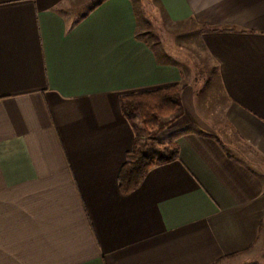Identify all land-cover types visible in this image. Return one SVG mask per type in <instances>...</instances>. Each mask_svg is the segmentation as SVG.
Masks as SVG:
<instances>
[{
    "label": "crops",
    "instance_id": "crops-1",
    "mask_svg": "<svg viewBox=\"0 0 264 264\" xmlns=\"http://www.w3.org/2000/svg\"><path fill=\"white\" fill-rule=\"evenodd\" d=\"M136 1L0 0V264H213L264 247V0H149L196 32L217 83L203 97L180 51L141 34ZM173 84L182 112L159 143L178 156L123 194L136 120L121 97Z\"/></svg>",
    "mask_w": 264,
    "mask_h": 264
},
{
    "label": "trees",
    "instance_id": "trees-1",
    "mask_svg": "<svg viewBox=\"0 0 264 264\" xmlns=\"http://www.w3.org/2000/svg\"><path fill=\"white\" fill-rule=\"evenodd\" d=\"M181 85L173 84L123 95L120 106L125 117L135 119V141L131 149L125 152V161L121 165L117 182L121 193L134 191L143 181L147 171L156 164L175 160L178 156V145L175 142L160 144V153L153 157L139 145L140 128L147 136L155 137L158 132L169 126L182 112L180 101ZM234 256V255H233ZM233 256L222 257L213 264L224 262Z\"/></svg>",
    "mask_w": 264,
    "mask_h": 264
},
{
    "label": "rangeland",
    "instance_id": "rangeland-1",
    "mask_svg": "<svg viewBox=\"0 0 264 264\" xmlns=\"http://www.w3.org/2000/svg\"><path fill=\"white\" fill-rule=\"evenodd\" d=\"M149 0H137V15L139 17V30L141 34L145 35L146 39L152 42L160 40V48L166 47L175 54L178 50L184 63H186L187 70L193 73L191 75V87L197 93V96L203 97V94L210 95L217 90V83L213 80L214 73L212 68L207 67L208 59L203 50V47L198 41L196 32L191 31L190 25H187L188 31L186 33H180L184 31V27L171 23L164 18L161 9L151 10L149 6ZM155 4L154 0L151 1ZM150 2V3H151ZM152 13H151V11ZM150 11V12H149ZM168 31L164 41V31ZM179 35H182L179 41ZM185 35V37H184ZM148 36V37H147ZM162 41V42H161ZM166 42V43H165ZM177 43L180 44V49L176 48ZM203 93V94H202ZM168 127V126H167ZM139 134L138 145L145 150V152L153 157H156L161 150L159 142H166V138L171 137L173 131H167L165 135L157 133L155 137L147 136L140 128H137ZM165 138V139H164ZM226 140V139H224ZM225 264H264V247L262 249L258 246H254L248 252L242 255H238L224 262Z\"/></svg>",
    "mask_w": 264,
    "mask_h": 264
}]
</instances>
